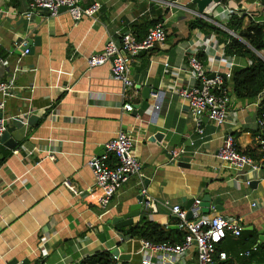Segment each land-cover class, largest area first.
<instances>
[{
    "label": "crops",
    "instance_id": "1",
    "mask_svg": "<svg viewBox=\"0 0 264 264\" xmlns=\"http://www.w3.org/2000/svg\"><path fill=\"white\" fill-rule=\"evenodd\" d=\"M176 1L178 5L172 7L159 0H80L85 8L98 4L100 9L75 20L65 9L51 17L32 8L30 0H0V80H13L16 86L4 114L17 142L13 149L0 147V160L4 157L0 164V264H79L117 245L123 253L143 258L141 239L121 241L118 232L127 235L121 230L128 231L144 216L174 229L177 219L165 201L186 209L189 199L206 195L212 206L207 213L200 210V215L217 212L240 217L244 230L255 231L258 241L264 234V166L256 173L240 172L218 157L225 137L232 135L239 149L252 146L260 160L255 133L264 94L249 104L232 96L230 109L237 113L236 122L230 118L216 126L206 120L205 134L196 132L192 111L172 92L171 83L197 82L187 72V49L198 32L189 29L193 16L189 10L198 11V7L194 0ZM190 3L196 8L190 9ZM228 4L242 8L252 3ZM160 18L167 39L140 52L130 63L133 87L126 90L114 79L109 64L89 68L87 57L101 52L109 39L120 44L126 32L136 37L142 33L144 38L147 22ZM36 37L39 43L25 54L23 44ZM199 57L211 65L208 53L201 52ZM234 60L248 64L245 58ZM144 86L160 91L158 104L152 95L153 109L141 115L126 111L125 102L142 101ZM120 131L134 138L142 172L123 184L102 209L89 160ZM175 149H180L176 157L171 153ZM115 161L112 155L111 162ZM248 179L257 182L251 185ZM66 182L79 193L74 194ZM139 195L143 196L142 212L133 225L120 230L108 223L127 213ZM217 197L221 210L214 207ZM149 199L155 201L157 213L147 205ZM100 233L105 234L104 242ZM232 239L234 247L238 238L230 236L221 247ZM195 258L191 253L188 261L194 263Z\"/></svg>",
    "mask_w": 264,
    "mask_h": 264
},
{
    "label": "built area",
    "instance_id": "2",
    "mask_svg": "<svg viewBox=\"0 0 264 264\" xmlns=\"http://www.w3.org/2000/svg\"><path fill=\"white\" fill-rule=\"evenodd\" d=\"M159 1L172 7L178 5L176 0ZM230 1L237 2V0H212L203 12L189 11L192 15L212 22L229 33L233 32V36L242 39L237 33L227 28L228 18L233 14L241 17L247 15L246 22L248 23L250 17H256L253 11H258L260 15V12L264 10V4L255 1L251 7L237 8L230 6L228 4ZM30 2L32 8L41 9L51 17L57 16L62 7H67L75 20H80L85 15L92 16L100 9L98 4L85 8L80 4V0H30ZM219 19L224 22L221 23ZM216 38L217 35L214 32L205 34L198 30L195 41L187 49V72L197 81L196 84L180 85L175 80H172L171 83L172 92L182 98L192 111L196 132L200 135L205 134L206 120L216 126L226 124L230 118L234 122L237 120L236 111L230 109L232 96L225 85V81L232 78L235 67L243 65L236 62L234 56H227L225 44L216 42ZM166 39L167 31L161 22L151 27L143 39H138L132 32H126L121 35L120 44L109 39L101 52L91 53L87 57V64L90 69L109 64L114 79L121 81L125 89L128 90L135 84L130 75V63L135 60L140 52L152 49ZM26 44H23L24 53L28 54L30 48H25ZM201 52L209 54L210 66H206L200 59L199 53ZM255 52L264 60V50ZM251 64L252 60L248 59L247 65ZM166 65L168 64L166 63ZM211 74H214V77H210ZM15 88L13 80H0V147L2 145L1 139L9 127V118L4 114L7 99L14 95ZM263 94L264 91L259 96ZM126 97L130 100L132 98L129 95ZM123 108L131 112L134 110V104L127 101ZM260 124L263 125V122ZM134 144L135 140L131 135L125 131H120L114 138L105 143V152L102 155H95L90 158L89 166L95 176V185L101 191V197L98 201L100 208H107L121 186L127 183L132 176L141 174L142 163L134 154ZM14 152L19 153V149L14 150ZM171 153L176 157L180 154V149L172 150ZM259 154L260 160L256 162L253 156L239 152L235 148L234 137L227 135L224 139V145L219 150L218 157L240 172L248 170L256 173L264 166L263 137L259 141ZM112 155L116 159L114 163L111 162ZM50 156L53 155L50 153ZM246 182L250 184L251 180L248 179ZM65 184L74 194L79 193L70 183L66 182ZM201 201L202 199H195L190 209H184L181 205L165 201L164 204L176 217L177 226L185 233V236L180 243L153 242L141 239L145 256L141 258L140 264H213L228 257L227 251L221 250V245L229 236L239 238L242 235L244 231L243 219L225 216L217 212L200 215ZM147 205L152 212L157 213L153 199H149ZM189 210L193 212L192 219L188 218ZM91 227L93 226L91 225ZM120 239L122 241L121 237ZM191 253H194L196 257L194 263L188 261ZM249 254V251L240 253L241 256ZM112 257L117 262L121 261L118 255L112 254Z\"/></svg>",
    "mask_w": 264,
    "mask_h": 264
},
{
    "label": "trees",
    "instance_id": "3",
    "mask_svg": "<svg viewBox=\"0 0 264 264\" xmlns=\"http://www.w3.org/2000/svg\"><path fill=\"white\" fill-rule=\"evenodd\" d=\"M247 3H253L259 1L264 4V0H243ZM242 0H237V3H241ZM256 17H250L248 23L246 22L247 15L239 16L233 14L228 18L227 28L237 33L242 39L233 36L231 33L221 28L220 26L209 22L205 19L192 16L189 22V29L191 32L200 30L205 34L214 32L220 43L225 44V54L230 57H241L252 60L251 65L235 67L233 69L232 78L225 81V85L228 88L231 96L243 104H249L257 101L259 95L264 91V60L261 59L255 51L264 50V10L260 12L253 11ZM162 23V18L147 22L146 30L156 26L158 23ZM138 39H142V33L137 34ZM258 119L263 122V125L259 123L258 133H255V137H258V150L260 138H264V97L261 99L258 106ZM235 148L244 154L254 156V160L258 162L252 151L255 149L252 146L242 150L239 149L235 143ZM4 161V157L1 158L0 164ZM121 230V229H120ZM125 234L132 235V238L147 239L153 242H165L170 241L172 243L182 242L185 233L180 229H170L165 225L148 220L144 216L138 223L133 225L128 231H124ZM258 234L255 231L244 230L242 235L234 241L230 240L221 250H226L228 257L225 260H218L217 264H264V242L258 243ZM249 251V255H240ZM113 259L111 251L107 249L99 250L93 255L87 257L79 264H119ZM121 264H129V261H122Z\"/></svg>",
    "mask_w": 264,
    "mask_h": 264
},
{
    "label": "water",
    "instance_id": "4",
    "mask_svg": "<svg viewBox=\"0 0 264 264\" xmlns=\"http://www.w3.org/2000/svg\"><path fill=\"white\" fill-rule=\"evenodd\" d=\"M211 1L212 0H194V2L197 4L198 12H203L204 9L208 6V4ZM214 1H219V0H214ZM62 9L67 10V7H62L61 10ZM231 34L234 35L233 32H231ZM37 43H39V37H36L35 39H28V43L26 44L25 48H30V50H33V46L36 45ZM210 77H214V74H211ZM136 88L141 89V85H137ZM152 95L156 96L155 97L156 98V104H158V101L160 100V95H161L160 91L158 89L152 88L150 86H144L142 89V101L134 104V110H133L134 115H138V114L141 115L145 111L151 110L154 108L153 104L150 101ZM12 131H13V128L8 127V130L6 131L4 136L2 137L1 142L5 146L13 149L16 147L17 142L11 136ZM104 152H105V146L100 148V150L97 152V155H102ZM256 182L257 181H253L251 183V185L256 183ZM137 200H138L137 203H134L129 207V211L127 213H121L119 215L114 216L112 219L109 220L108 223L112 224L117 229H121L122 227H127L130 225H133L134 224V218L139 216L142 212L143 196L139 195L137 197ZM194 202H195V198L189 199L187 201L186 209H190L191 206L194 204ZM211 206H212L211 197L209 195L204 196L202 201H201V204H200L201 210L203 212L207 213V212H209ZM215 208L217 210L222 209L220 197H217L215 200ZM188 218H190V219L193 218L192 210H189ZM172 228L178 229V226L172 227ZM118 235L122 238V240H127V239L132 237L131 234L124 235L121 232H118ZM98 237L101 241H103V242L105 241V234L104 233L98 234ZM262 241L264 242V234L259 236L258 243H260ZM110 251H111V254L118 255L120 257L121 262L122 261H131V259H132V254L123 253L118 245L116 247H114L113 249H111ZM213 264H217V263H213Z\"/></svg>",
    "mask_w": 264,
    "mask_h": 264
},
{
    "label": "rangeland",
    "instance_id": "5",
    "mask_svg": "<svg viewBox=\"0 0 264 264\" xmlns=\"http://www.w3.org/2000/svg\"><path fill=\"white\" fill-rule=\"evenodd\" d=\"M190 9L193 8L195 9L196 8V5L194 3H190ZM189 16H191L190 13H188ZM221 23H223L224 21L222 19H219ZM264 53V52H263ZM141 253V252H140ZM140 261H141V257H139V255H136L134 254V256L132 257L131 261L129 262V264H140Z\"/></svg>",
    "mask_w": 264,
    "mask_h": 264
}]
</instances>
